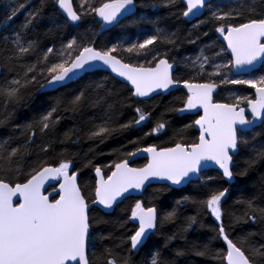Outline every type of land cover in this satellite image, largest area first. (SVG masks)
<instances>
[{"label": "snow or ice", "instance_id": "6c2138e0", "mask_svg": "<svg viewBox=\"0 0 264 264\" xmlns=\"http://www.w3.org/2000/svg\"><path fill=\"white\" fill-rule=\"evenodd\" d=\"M168 2L175 5L176 0H168ZM183 2L186 6L181 13L183 17L198 18L204 10H208L210 13L208 19L220 22L216 31L221 33L227 41V48L231 50V58L227 63L215 64V71L209 74L210 77H220L219 83L214 80L205 83H190L187 80L173 79L172 64L150 46L158 41L175 44L176 41L172 39L175 33L164 34L161 30H157L155 35L148 36L142 42L131 44L127 49H121L117 44L98 49L93 46V43L81 44L78 43L76 37H73L57 53L61 57L58 62L49 64V57L53 55V48L49 47L36 62L46 67L37 73L36 64L30 65L24 73L23 82L21 79H13L8 87L0 89V95L7 99H18L20 89L36 82L38 74L45 76L48 87L54 88L80 72L89 71L98 63H102L112 72L129 81L135 89L133 95L137 97H149L157 89H168L183 83L190 94L185 102V108L177 109V111L183 112L185 109L203 107V115L194 121L200 131L197 142L176 143L170 148L157 149L155 145H152L143 150L137 149L138 152L144 151L151 154L147 165L142 168H133L129 166L128 160L124 159L114 164L115 170L106 179L101 174L100 167L96 166L95 172L100 179L95 186L93 204L99 203L111 209L118 199L130 189H142L150 178L167 179L172 184L179 185L193 174L200 173L208 167L209 162L218 165L222 169V175L228 181H232L236 176L247 175L248 168H251L259 159H264V148L254 150L256 155L245 162L247 168L233 172V155L237 154L241 143L247 144V141L242 138L243 132L240 131L239 126H251L257 120L264 121V74L248 79L230 78L233 70H236L237 74H251L257 70L258 62L261 64V70H264V12H256L257 0H242L236 7L227 10L219 5L213 10V5L208 0H183ZM55 3L65 14L66 23L70 21L76 24L82 20L83 15L95 13L104 22L102 27L119 23V18L126 11L131 12L135 7V0H104L99 7L91 6L88 0H80V10L73 5V0H55ZM86 4L88 11L84 12L82 10ZM23 7V4L18 6V8ZM17 10L14 9L11 15L15 16ZM39 14V10L29 13V18L22 27L27 29ZM207 22L208 20H201L200 24ZM200 24L193 25V27L197 28ZM12 43L16 47V54L21 57L35 51L37 47L35 41H28L27 46H24L20 33L15 34ZM119 50L144 56L151 53L152 59L156 61L155 66L145 67L144 64L137 66L125 63L118 55H114ZM73 52L76 54L73 55ZM219 55L220 53H214V56ZM211 59L212 57L204 55L202 49L200 56L193 62V67L198 69V75L204 72L205 64ZM29 73H32L30 78H28ZM229 84L249 85L255 88L258 99L249 100L247 97L238 96L232 104L213 103L212 93L220 85ZM82 97L83 93L75 97L73 104L79 103ZM246 100L251 109V119L245 116L243 107L238 109V105ZM56 111L57 109L53 107L41 116L38 125L42 133L58 123V118H54ZM136 112L139 118L128 124L120 125L121 129L139 125L141 121L148 118V114L139 107L136 108ZM164 127V123H157L152 132L158 133ZM248 130L250 129L244 128L243 131ZM114 131L116 129L105 123L98 125L90 136L91 138H106ZM32 135H35L34 131ZM46 150L42 149V151ZM18 152L19 149H12L7 156L0 155V161L11 165ZM128 155L134 156L136 153ZM90 164L91 161L88 162V165ZM72 167V161L68 159L60 160L56 166L42 161L28 173V178L24 183H16L13 186L0 179V264H71L73 261L76 264H91L88 258L91 228L89 202L77 182L79 170L70 173L69 170ZM17 171H19L18 166ZM213 179L211 176L206 177L207 181ZM49 180H62L57 193L58 199L50 200L51 193L44 194V185ZM228 191V188L211 190L206 199L192 200V202L202 204L217 220H221L223 215L221 202ZM18 194L21 198L20 202L14 203V197ZM184 199L192 198L185 197ZM245 203L249 210L245 213V218L255 220L257 211L264 216V209L256 208L253 200ZM174 217L175 211L167 213L164 217H158L155 207L146 208L142 201H137L129 217L130 220L138 223V228L129 238L130 250H136L142 245L148 234L157 229L158 224L163 225ZM239 219L241 218L238 217L237 220ZM195 221L196 217H190L188 226L191 227ZM218 233L227 243V252L224 257L227 264H255V258H264V245L259 248L249 245L248 254H246L245 249L238 244H247L248 237H241L234 242L226 234L223 222L219 225ZM106 253L112 257L107 260L106 264H117L111 250H106ZM205 254L206 252L198 253V255ZM122 264H129V260H123ZM150 264H166V262L161 259V254L157 251L153 254Z\"/></svg>", "mask_w": 264, "mask_h": 264}, {"label": "trees", "instance_id": "16d2710c", "mask_svg": "<svg viewBox=\"0 0 264 264\" xmlns=\"http://www.w3.org/2000/svg\"><path fill=\"white\" fill-rule=\"evenodd\" d=\"M217 1L214 0L213 3L217 5ZM88 2L93 7H99L104 0ZM29 3L31 4L27 7L29 13L39 10L40 14L27 29L22 27L29 18L24 15L25 10L13 18L11 15L13 10L3 18L0 17V24H4L5 19L7 21L0 30V59L3 65L0 89L8 87L13 79H21L23 82L27 67L36 64L37 59L49 47L56 52L60 46L67 44L73 36L81 35L83 31H85L83 39L81 40L82 36L79 38L81 44H95L97 41L105 44L113 38L116 43L118 41L116 38L119 34V25L102 32L98 37L101 24L94 18L95 13L93 21L91 19L92 22H89L91 28L83 30L82 26L86 21L76 27L66 23L56 8L55 0H44L43 3L42 0H20V4ZM136 4L138 7L135 15L125 19L121 24L130 27L135 20L141 21L139 15L146 13L152 22L150 32L156 34L157 30H161L164 34L175 33L172 37L176 41L175 44L158 41L150 46L161 56L173 61L177 57L195 54L198 45L211 39L214 36L213 29L220 24L218 21L209 20L208 16L205 17L208 22L200 29L189 31L191 23L181 15L184 10L181 0H176L175 5L170 4L168 0H137ZM223 7L227 9L236 5L231 1L225 3ZM259 7L264 8V0H257L256 8ZM15 9L20 8L17 6ZM15 32L20 33L24 46H27L28 41H35L37 43L35 51L22 57L18 56L12 43ZM54 52L49 57V62L54 61ZM151 56L150 53L146 57ZM155 62L144 66H153ZM36 67L39 73L46 66L36 64ZM31 75L32 73H29L28 78ZM41 85H47L46 79L38 74L36 82L20 89L18 99L9 100L0 95V155L7 156L12 149H19L11 165L0 161V179L7 182L25 181L28 173L42 161L57 165L60 160L67 158L73 160L75 168L81 171L80 184L87 185L85 191L88 193L95 183L93 176L95 165L126 157L128 152L137 146L151 142L162 146H170L176 142L189 143L193 142L197 135L189 125L193 117L177 115L183 97L181 90L139 103L132 97L128 85L101 70L86 73L80 79L56 90L45 92L42 91L44 87ZM81 93L83 97L79 103L73 104L75 97ZM53 107L57 109L54 118H58V123L42 133L38 122L41 116ZM138 107L148 114V118L139 125L121 129L120 125L139 118L136 112ZM105 123L116 131L106 138H91V132L95 131L98 125ZM157 123H164L166 131L154 138L149 134L151 133L149 129H154ZM33 131L35 135H32ZM147 131L148 135L145 134ZM255 132L258 134L256 133V138L252 139L253 148L241 150L235 173L247 168L245 162L254 157L256 151L264 148V123L253 131V137ZM209 173L212 174L214 171L211 170ZM237 178L238 183L233 185L232 196L227 204L229 208L226 206L230 212H227V226L232 236L248 237L247 245L259 248L264 245V216L257 211L255 220L245 218V213L249 211L245 202L253 200L256 208L264 209V159H259L248 168L247 175ZM215 183L220 187L226 186L222 179L216 180ZM211 190L216 189L212 186L201 189L194 187L193 184L181 189H167V185L163 184L149 186L145 191L147 203L158 207L160 217L173 211L175 217L159 225L157 232L150 237L147 244L135 253L130 250L129 239L135 226L128 220L129 208L134 197L125 199L112 214H104L97 210L94 218L97 220L95 230L99 232V239L94 249L93 263L106 264L107 260L112 258L106 253V250L110 249L117 264H122L125 259L129 260V264H146L153 251H159L161 259L166 264H223L221 260L223 244L214 223L205 213L202 204L192 202L204 200ZM185 197L192 199L180 202V199ZM190 217H196L191 227L188 226ZM238 217L241 219L237 220ZM249 233L252 235L249 236ZM199 252L206 254L198 255ZM258 260L264 264V258Z\"/></svg>", "mask_w": 264, "mask_h": 264}, {"label": "rangeland", "instance_id": "374dc122", "mask_svg": "<svg viewBox=\"0 0 264 264\" xmlns=\"http://www.w3.org/2000/svg\"><path fill=\"white\" fill-rule=\"evenodd\" d=\"M76 1H78V7H79L80 0H76ZM231 1H233V3L236 6H237L238 3L242 2V0H218L217 1V5H219L222 9H225L223 7L224 4L228 3V2H231ZM181 2H182L183 7L185 9L186 6H185L183 0H181ZM213 2H214V0L211 2V4L213 5V10H215V7L217 5H215V3H213ZM30 3L27 4L25 7H23V9H21V11L25 10L24 15L26 16V18L29 17V11L27 10V7L29 5H31ZM19 5H20V0H1V7H2V11H3L4 14H9V12L14 10ZM91 6H92V4H91ZM135 7L136 8L138 7L137 4H135ZM134 8L132 10H134ZM227 9H225V10H227ZM82 11H84V12L88 11L87 4L85 5V7H84V9ZM256 12L257 13L264 12V8H261V7L256 8ZM209 15H210L209 11L205 10L204 16L202 18L196 19L193 22H189V23H191L189 31L200 29L204 25V24H200V21L201 20H205V17H208ZM83 16H84V20L86 21L85 22L86 24L82 26L83 30H85L86 28H87V30L89 28H91V25H90L89 22H92L94 18L97 19V17H98L96 14H95V17H94V13H91V15L88 14V15H83ZM138 18H141L140 19L141 21L135 20L133 23H131L130 27L127 26V25H122L120 23V25L118 27L119 34H118V36L116 38V40H118L117 43L115 42V39L113 38L109 42H105V44H103L102 41H97L95 44H93V46L97 47L98 49H104V48H107V47H111L113 44H117V45L120 46L121 49H127V47H129L131 44L142 42L148 36L155 35L154 32H150L149 31L151 29V27H152V22H151V19L148 18V15H146V13H142V15H139ZM91 19H92V21H91ZM196 24H200V26L197 27V28H194L193 25H196ZM116 27L117 26H115V28ZM84 32L85 31H83L81 35L73 36V37H76L78 43L82 42L81 40L83 39ZM213 32H214L213 33L214 36H212L211 39H208L205 42H203V44L198 45V48H197V51L195 52V54L181 56V57H177V58L174 59L175 64L178 65V70L175 73V77L178 80H180V81L187 80L190 83H193V82H199V83L200 82H209V80H214L217 83H219L220 77H218V76L210 77L209 74L212 73L213 71H215V68H214L215 64L227 63V61L231 58V54H230L226 44L221 39V35L222 34L217 32L216 29H213ZM16 33L17 32H15V34ZM101 33H102V31L100 30L99 33H98V37L101 35ZM15 34L13 36V40L15 39ZM81 36H82V38L80 40L79 38ZM96 40H97V38H96ZM206 46H208V47H206ZM61 49H62V46H60L56 50V52L53 51L55 53L54 61L49 62V64L58 62V60L61 59V57H59V55L57 54ZM202 49L204 50V55L212 57V59L207 64H205L204 72L202 74L198 75L197 74L198 69L196 67H193V62L196 60V58L198 56H200ZM222 49H223V51H222ZM74 53L75 52H73V54ZM214 53H220V55L219 56H214ZM114 54H117L120 57L124 58L125 60H128V62L131 61V63L133 65H137V66L140 65V64L146 65V64L152 63L154 61L152 59V56L148 58V57H146V56H144L142 54L138 55V54H135V53H127L126 51H122V50H119L118 53H114ZM2 72H3V65L1 63V73H0V75L2 74ZM107 73H109V72H107ZM261 74H264V70H261V67L259 69H257L256 71L252 72L251 74H236V73H234V70H233V74L230 76V78L231 79H239V78L248 79V78H254L255 76L261 75ZM118 81L121 82V80H118ZM48 90H49V87L47 85L44 86V88L42 89V91H45V92L48 91ZM182 92H183V97H182V99L180 101L181 105H180V107H178V109L185 108V102H186L187 97H188V95H187V93H185V91H182ZM131 95L133 97V91H131ZM238 96L247 97L249 100H253V99H255V88H252L249 85H231V84H229V85H220V87H218L214 91V97L216 98L217 102H223V103L232 104V103L235 102V98L238 97ZM240 105L246 106L247 105V100L244 101L243 103H241ZM196 111H197V109H192V110L185 109L183 112L177 111L180 114L189 115V116L193 117L189 125L192 126L194 130H195L194 121L197 118L195 116V112ZM178 113H177V115H178ZM254 130H252L251 132H247V133L243 134L242 138H243V140L247 141V144L241 143L239 145V148H238L239 149L238 154L234 156V159H233V164H234L233 172L234 173H235V167L237 166V159L239 158V154H240L241 150H247V149L251 150L253 148L252 139L256 138V136L258 134L257 132H255L254 133L255 135L253 137V131ZM149 131L151 132V134H152V136L154 138H156L159 135H163L164 134V133L158 134L156 132H152L151 129H149ZM148 133L149 132L147 131L145 134L148 135ZM196 137H197V135H196ZM32 139H33V136H32ZM31 143H32V140H31ZM152 145H155L157 148L171 147V146H162V145H159V144H157L155 142H151V143H148L147 145L137 146L131 152H128V154L129 153H135V152H137V149L147 148V147L152 146ZM128 154H127L126 157L124 156L123 158H117V159H114V160H112L110 162H105L103 164L95 165L93 167L94 179L96 180V172H95V167L96 166H99L100 169H102L105 172L106 176L108 177L110 175V173L114 169V164L115 163H119V162H121L124 159H128L130 157ZM65 159H67V158H65ZM71 161H72V164H73V167H74L75 163H74L73 160H71ZM146 163H147V159H138L137 161H135L133 163H130V165L136 166V167H141V166L145 165ZM50 165H53V164H50ZM54 166H56V165H54ZM74 169H75L74 171H77V168L74 167ZM211 170H213L214 173L210 174L209 172ZM209 176L213 177L214 179L212 181H207L206 177H209ZM218 179L219 180H221V179L224 180V182L226 183V186L225 187H222V186L220 187V185L216 184L215 181L218 180ZM237 183H238L237 176L235 177L234 181L230 182L217 169L205 170V171H203L200 174V177H199L198 180H194V181H191L189 183V184H193L194 187L196 186V187H199L201 189L211 188V186L214 187L216 190H222L224 188H228V190H229L228 194L226 195V197L221 202V207H222V210H223V215L221 217V220H217L215 218V216H213L210 213V211L208 209H206L204 206H203V208H204V211L207 214V216H209L211 218V220L213 221L217 233H218V228H219L220 223L223 222L226 234L228 235L229 239L233 240L234 242H237L240 237L239 236H232L231 231H230V229L227 226L228 222H227L226 218H227V212H229L228 211L229 206L227 204H228V201L231 199V196H232V188H233V185L237 184ZM96 184L97 183H94V185H92V190L90 192H88V193L85 191L86 190L85 186L87 188V185L84 186V184H81V189L84 192V194L86 196V199L88 200L89 204H92V200L95 199L94 190H95ZM168 188L169 189H171V188L172 189H181V188H173V187L167 185V189ZM183 188H185V187H183ZM147 198L148 197H147L146 192H144L139 197H134V200L131 203L130 208H129V211H130L129 217L131 215V209L134 207V205H135V203L137 201H142L145 207H155L157 209L158 217L161 216V213H160V210L158 209V207L155 206V205H152V204H148L147 203ZM182 201H185V199H183V198L180 199V202H182ZM118 206L119 205H117L116 208L112 212H109V213L105 212L104 210H102V209H100V208H98L96 206L92 207L89 210V219H90V224H91V232H90V243H89V249H88V252H89V257L88 258H89L91 264H94L93 263V258L95 257L94 249H95L96 243H97V241L99 239V232H97L95 230V225H96L95 222L97 221L94 218L95 212L98 210V211H101L104 214H112L118 208ZM129 217H128L129 222L132 223L135 226L134 231L131 234V235H133L134 232L136 231V229L138 228V223L130 220ZM158 228H159V224H158L157 229H155V231L148 237L147 241L143 245H141L138 249L132 250V251L134 253L135 252H139L147 244V242L149 241L150 237L157 232ZM131 235H130V237H131ZM219 238H220V240H221V242L223 244L221 260L223 261V264H227V260L224 259V257L226 256V252H227V243H226V241L223 240L222 236L219 235ZM238 246H242L245 249L246 254H248V246L249 245H247V244H245V245L238 244ZM155 252L156 251H153L152 255H150L147 258L146 264H150L151 258H152L153 254ZM250 258H252V257L250 256ZM119 264H121V263H119ZM255 264H262V263L259 262L258 258H255Z\"/></svg>", "mask_w": 264, "mask_h": 264}, {"label": "water", "instance_id": "95a60500", "mask_svg": "<svg viewBox=\"0 0 264 264\" xmlns=\"http://www.w3.org/2000/svg\"><path fill=\"white\" fill-rule=\"evenodd\" d=\"M211 1H212V0H208L209 3H210ZM0 9H1V3H0ZM204 12H205V10H204ZM204 12H203V14H204ZM128 14H129V12L126 11V12L124 13V15H123L121 18H119V22L121 21V19H123L124 17H126ZM203 14H202V15H203ZM202 15H200L198 18H192L191 16H190V17H186V18H187V20H188L189 22H192V21H194V20H196V19L201 18ZM76 23H78V22H76ZM115 24H117V23H115ZM115 24H113V25H115ZM113 25H104V28H107V27H110V26H113ZM221 39H222V41H223V42L226 44V46H227V41L224 39V36H223V35H221ZM228 50H229V52H230V54H231V50H230V49H228ZM124 62H125V61H124ZM125 63H126V62H125ZM170 64H172V76H173V73H174V71L176 70V65L173 64V63H170ZM145 67H148V66H145ZM260 67H261V64L258 62L257 65H256V69H258V68H260ZM99 70L109 72L112 76L118 78L119 80L123 81L124 83L129 84L130 87L133 89V91H135L134 86H132L131 83H130L129 81H127V80H126L125 78H123V77L118 76L116 73L112 72L111 69H110L109 67H107L106 65H103L102 63H98L96 67L90 69L89 71H86V72H80L78 75L73 76L71 79H68V80L62 82L61 84L57 85L56 87H60V86L68 85V84H70V83H72V82H74V81L80 79V78H81L82 76H84L86 73H90V72H94V71H99ZM0 73H1V63H0ZM234 73H236V70H234ZM236 74H237V73H236ZM243 74H247V73H243ZM173 79H174V78H173ZM193 83H199V82H193ZM200 83H205V82H200ZM56 87H54V88H56ZM178 88H183V89H185L187 92H189L188 89L183 85V83H181V84H179V85L171 86V87L168 88V89H157L154 93L150 94L149 97H139V98H142V99H148V98H151V97H153V96H155V95H157V94H161V93H163V94H168L169 92L174 91V90H176V89H178ZM134 96H135V95H134ZM135 97H137V96H135ZM256 99H258V96H257L256 89H255V99H253V100H256ZM212 102H213V103H223V102H217V101H215L214 92L212 93ZM225 104H228V103H225ZM239 107H243V108L245 109V113H244V114H245V116H246L248 119H251V118H252L251 109H250V107H249V105H248V102H247V105H246V106L238 105V109H239ZM196 109H197L199 112H201V115H203V107H202V106H198ZM201 115H200V116H201ZM248 116H250V118H249ZM198 119H199V118H198ZM262 122H263L262 120H257V121L254 123V125H251V126H239V128H240V131H243L244 128H249V129L251 130V129H253L254 127L260 125ZM195 126H196V128L199 129V126H198V125H195ZM248 131H249V130H248ZM244 132H246V131H244ZM174 146H175V145H173V146H171V147H174ZM147 148H148V147H147ZM165 148H170V147H165ZM143 149H146V148H141L140 150H143ZM157 149H160V148H157ZM135 153H136V155H134V156H130V157L127 159L130 167H133V168H142V167H144L145 165H147V164L149 163V161H150V159H151V154H150V153H147V152H144V151H139V152L137 151V152H135ZM237 153H238V152H237ZM235 155H237V154H235ZM235 155H233V159H234V156H235ZM138 159H147V163H146L145 165L141 166V167H136V166H132V165H130V163H133V162L137 161ZM53 166H54V165H53ZM210 169H217V170H219V171L222 173V169H220V168L218 167V165L214 164L213 162H209L208 167H205L200 173L193 174L188 180H186L185 182H182V183L179 184V185L172 184V182L169 181V180H167V179H161V178H150L148 181L145 182V185H144V187H143L142 189H139V190H136V189H130L129 192L125 193L122 197H120V198L118 199L117 203L114 204L113 207H112L111 209H107V208H105L103 205H100L99 203H96V204H93V203H92V204H89V210H90L92 207L96 206V207H98V208L104 210V211L107 212V213L112 212V211L115 209V207H116L119 203H121L125 198H128V197H139V196H141V195L146 191V189H147L149 186L154 185V184H164V185H169V186H171V187H173V188H183V187L187 186L191 181L198 180L199 177H200V174H201L203 171H205V170H210ZM114 170H115V169H113V171H114ZM69 171H70V170H69ZM70 173H71V171H70ZM101 174L104 176L105 179L107 178L105 172H104L102 169H101ZM110 174H111V173H110ZM80 175H81V173L78 171V175H77V182H78V183H79V177H80ZM96 175H97V174H96ZM99 179H100V176L97 175V182L99 181ZM234 180H235V178H234L232 181H234ZM25 181H26V180H25ZM25 181H23V182H17V183H24ZM232 181H230V182H232ZM5 182H7V181H5ZM61 182H62V180H49V181L46 182V184L44 185V194H45V195H49V194L51 193V195H49V199H50V200H54V199H58V198H59V195H58L57 193H58V189H59V184H60ZM7 183H10V182H7ZM10 184H12V185L14 186L16 183H10ZM54 190H55V191H54ZM20 199H21V198H20V196H19V194H18L16 197H14V201H13V202H14V203H19V202H20ZM146 208H147V207H146ZM154 231H155V230H152V231L148 234L147 239H148V237H149ZM90 232H91V228H90ZM147 239L144 240V242L142 243V245L147 241ZM140 246H141V245H140ZM140 246H138V248H139ZM138 248H137V249H138ZM71 264H76V262L73 261V262H71Z\"/></svg>", "mask_w": 264, "mask_h": 264}, {"label": "flooded vegetation", "instance_id": "af4514ba", "mask_svg": "<svg viewBox=\"0 0 264 264\" xmlns=\"http://www.w3.org/2000/svg\"><path fill=\"white\" fill-rule=\"evenodd\" d=\"M213 1V0H212ZM211 1V2H212ZM136 2H137V0H135V4H136ZM210 2V3H211ZM0 3H1V0H0ZM73 5L74 6H76L77 7V9L79 10V7H78V1H76V0H73ZM26 5H24V7H25ZM56 8H57V10H58V12L61 14V16L66 20V16H65V14H63V12H62V10L61 9H59V6L56 4ZM21 9H23V8H20L17 12H16V14L17 15H15V16H12V18L13 17H16V16H18V15H20L21 13H22V11H21ZM137 8L135 7L134 8V10H132L131 12H129V14L126 16V17H124L123 19H121V21L119 22V23H117V24H115V25H113V26H110V27H107V28H104V26L102 27V25L104 24V22L101 20V18L98 16L97 17V19H96V21H98L100 24H101V31L102 32H104V31H106V30H109L110 28H113V27H115V26H118V25H120V23H122L125 19H127V18H129V17H132L133 15H135V12L137 11L136 10ZM205 13V12H204ZM5 16V14L3 13V11H2V7H1V9H0V17L1 18H3ZM204 16V14L202 15V17ZM84 16H82V20L81 21H79L78 23H76V24H73L72 22H68L70 25H72V26H77V25H82L83 23H84V18H83ZM201 17V18H202ZM11 18V19H12ZM185 18V20L187 21V22H189L188 20H187V18L186 17H184ZM193 22V21H192ZM6 23H7V21H6V19H5V21H4V24H0V30L6 25ZM76 53H74L73 55H75ZM114 55H116V54H114ZM119 58H121L120 56H118ZM164 58H166V59H168V61H169V63H173V64H175V62L173 61V60H171V59H169L168 57H164ZM121 59H123V58H121ZM124 60V59H123ZM126 63H129V62H127L126 60H124ZM0 63H2L1 62V60H0ZM156 63V62H155ZM155 63L153 64V66H155ZM131 64V63H130ZM176 65V64H175ZM149 66H152V65H149ZM259 69V68H258ZM177 70H178V65H176V70L174 71V73H173V78L174 79H177L176 77H175V73L177 72ZM83 77V76H82ZM114 77V76H113ZM114 78H116V77H114ZM117 80H119L118 78H116ZM122 83H124L123 81H121ZM124 84H126V85H128V87H129V89H130V91H133V89L130 87V85L129 84H127V83H124ZM65 86H67V85H65ZM65 86H60V87H56V88H52V87H49V90H56V89H58V88H61V87H65ZM177 90H181V91H185V93H187V95H189L190 93L189 92H187L185 89H183V88H178V89H176V90H174V91H171V92H175V91H177ZM171 92H169L168 94H163V93H161V94H157V95H155V96H153V97H151V98H148V99H142V98H139V97H135L134 95H133V98L135 99V101H137V102H143V101H147V100H151V99H153V98H155V97H157V96H160V95H162V96H167V95H169ZM133 93H134V91H133ZM215 101H216V98H215ZM178 115L179 116H183L184 114H180V113H178ZM201 115V112H199L198 110L195 112V116L197 117L195 120H197L198 118H199V116ZM249 118H250V116H248ZM264 123V121L260 124V125H258V126H256V127H254L253 129H251V130H249V131H246V132H244V131H241V132H243V134L244 133H247V132H251L252 130H254V129H256V128H258V127H260V126H262V124ZM195 127V131H196V133H197V137L195 138V140L193 141V142H197L198 141V137H199V134H200V131H199V129L198 128H196V126H194ZM166 127H164V129H162L160 132H158V134H161V133H163V132H165L166 130ZM193 142H189V143H185V144H191V143H193ZM176 143H184V142H176ZM176 143H174V144H172V145H170V146H173V145H175ZM238 152H239V149H238ZM238 154V153H237ZM75 167V166H74ZM74 167L72 168V169H70V171L72 172V171H74L75 169H74ZM233 167H234V164H233ZM80 172V171H79ZM81 173V172H80ZM80 177H81V175H80ZM80 177H79V184H80ZM95 183H97V175H96V180H95ZM80 186H81V184H80ZM186 187V186H185ZM125 199H127V198H125ZM124 199V200H125ZM123 200V201H124ZM122 201V202H123ZM121 202V203H122ZM121 203H119L118 205H120ZM116 208V207H115Z\"/></svg>", "mask_w": 264, "mask_h": 264}]
</instances>
